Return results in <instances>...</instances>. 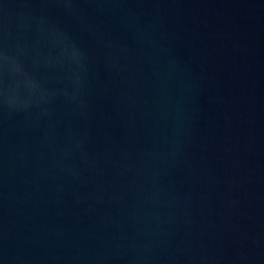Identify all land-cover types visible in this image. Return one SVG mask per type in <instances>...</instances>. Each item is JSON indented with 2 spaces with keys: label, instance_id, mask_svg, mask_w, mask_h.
Here are the masks:
<instances>
[{
  "label": "water",
  "instance_id": "1",
  "mask_svg": "<svg viewBox=\"0 0 264 264\" xmlns=\"http://www.w3.org/2000/svg\"><path fill=\"white\" fill-rule=\"evenodd\" d=\"M0 264H264V0H0Z\"/></svg>",
  "mask_w": 264,
  "mask_h": 264
}]
</instances>
